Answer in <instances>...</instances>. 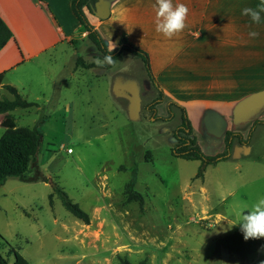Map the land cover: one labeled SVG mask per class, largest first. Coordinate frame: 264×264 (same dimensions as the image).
I'll return each instance as SVG.
<instances>
[{"label": "rangeland", "instance_id": "1", "mask_svg": "<svg viewBox=\"0 0 264 264\" xmlns=\"http://www.w3.org/2000/svg\"><path fill=\"white\" fill-rule=\"evenodd\" d=\"M78 35L4 80L15 77L37 107L0 115V137L37 127L43 141L26 176L0 187V254L9 264L15 251L29 264H264V238L245 240L237 224L264 198V127L254 129L249 151L236 141L230 159L197 176L201 161L173 154L180 109L165 119L167 104L147 108L160 91L143 61L123 53L110 70L75 69L78 56L100 57ZM2 97L11 98L4 88ZM129 183L143 204L128 199ZM57 187L89 224L67 211Z\"/></svg>", "mask_w": 264, "mask_h": 264}, {"label": "crops", "instance_id": "2", "mask_svg": "<svg viewBox=\"0 0 264 264\" xmlns=\"http://www.w3.org/2000/svg\"><path fill=\"white\" fill-rule=\"evenodd\" d=\"M259 2L173 0L187 5L190 12L187 28L171 39L156 32V0H99L93 11L85 8V13L109 49L117 48L125 36L148 53L164 94L158 108L170 102L184 107L202 150L208 152L209 145L220 153L228 131L243 132L245 137V130L249 134L254 122L264 120V18L256 24L242 15V9ZM0 18L12 33L0 50L1 91L7 76L27 64L36 68L35 59L61 43H77L76 34L87 36L71 0H0ZM251 31L259 36L249 37ZM8 83L19 91L15 77ZM206 211L213 216V211Z\"/></svg>", "mask_w": 264, "mask_h": 264}, {"label": "trees", "instance_id": "3", "mask_svg": "<svg viewBox=\"0 0 264 264\" xmlns=\"http://www.w3.org/2000/svg\"><path fill=\"white\" fill-rule=\"evenodd\" d=\"M73 13L87 33L86 39L95 46L100 53V58L105 55H112L116 59V63L119 57L123 53H127L135 58H140L145 66L148 77L153 83L157 84L153 75L149 55L146 51L133 45L124 36L119 46L110 51L104 38L100 32L90 23L85 8L93 11L95 5L99 0H71ZM12 38V33L4 21L0 18V50L5 47L7 42ZM76 43V40L74 41ZM116 65V64H115ZM114 66L105 65L102 67L105 70H110ZM76 69H95L98 67L94 61L88 62L84 57L78 56L75 61ZM4 74H0V115H8L16 109H28L32 110L37 107V103L26 100L18 91L17 88L7 85L5 89L12 95V99L3 98L1 86L3 83ZM158 86V85H157ZM158 89L159 86H158ZM159 96L151 104L147 106L150 111H155L156 107L164 102V94L159 90ZM177 104L170 102L167 104L168 117L172 115V107ZM182 114V121L178 128L175 130L174 137L177 141L176 146L173 148V154L177 157L185 160H199L202 162L199 174L197 176H203L207 167L210 165H216L221 161L230 159L233 156V149L235 142L237 141L241 146H249L254 129L259 124H264L263 121H256L252 125L248 136L245 138L240 132L228 131L225 136V149L224 151L216 155H206L197 137L193 135V125L187 111L182 106H177ZM43 135L37 127H16L7 129L0 138V187L4 185L8 178L23 179L29 171V168L41 153ZM53 193H57L60 197L63 206L74 217L83 221L85 224L90 223L89 215L80 208V206L74 203L68 194L62 188H53ZM128 199L138 200L140 204H143V196L141 193L134 190L133 183L127 185ZM51 203H53V194H50ZM15 264H29V262L16 251ZM0 264H9L8 260L0 254ZM122 264H130L127 259H122ZM139 264H148V261L143 260Z\"/></svg>", "mask_w": 264, "mask_h": 264}, {"label": "clouds", "instance_id": "4", "mask_svg": "<svg viewBox=\"0 0 264 264\" xmlns=\"http://www.w3.org/2000/svg\"><path fill=\"white\" fill-rule=\"evenodd\" d=\"M156 10L155 28L156 32L161 33L164 37L171 39L180 34L187 28V20L190 9L183 3L173 4V0H156L154 5ZM262 14H264V0L256 7H245L242 9V15L250 17L253 23H261ZM249 37L256 38L259 33L256 31L249 32ZM110 51H113L110 46ZM98 67L105 65L115 66L116 59L110 54L103 58L94 59ZM249 214L240 217L239 226L245 240L264 238V198H260L250 209ZM229 224V227L235 226Z\"/></svg>", "mask_w": 264, "mask_h": 264}, {"label": "water", "instance_id": "5", "mask_svg": "<svg viewBox=\"0 0 264 264\" xmlns=\"http://www.w3.org/2000/svg\"><path fill=\"white\" fill-rule=\"evenodd\" d=\"M116 91L119 93H123L124 95H127L129 97H131L132 95V92L127 88H117Z\"/></svg>", "mask_w": 264, "mask_h": 264}]
</instances>
